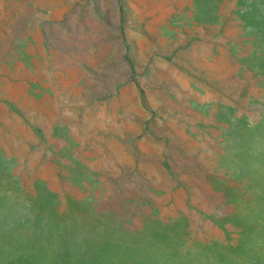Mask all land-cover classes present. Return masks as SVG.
Here are the masks:
<instances>
[{"label": "rangeland", "instance_id": "374dc122", "mask_svg": "<svg viewBox=\"0 0 264 264\" xmlns=\"http://www.w3.org/2000/svg\"><path fill=\"white\" fill-rule=\"evenodd\" d=\"M0 264H264V0H0Z\"/></svg>", "mask_w": 264, "mask_h": 264}, {"label": "crops", "instance_id": "0c3cea01", "mask_svg": "<svg viewBox=\"0 0 264 264\" xmlns=\"http://www.w3.org/2000/svg\"><path fill=\"white\" fill-rule=\"evenodd\" d=\"M191 4H193V3H191ZM191 10H193V7L191 6Z\"/></svg>", "mask_w": 264, "mask_h": 264}]
</instances>
